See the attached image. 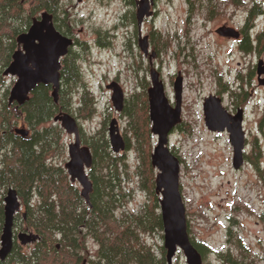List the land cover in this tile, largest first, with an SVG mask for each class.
<instances>
[{"label":"rangeland","instance_id":"374dc122","mask_svg":"<svg viewBox=\"0 0 264 264\" xmlns=\"http://www.w3.org/2000/svg\"><path fill=\"white\" fill-rule=\"evenodd\" d=\"M254 1L263 3L264 8V0ZM254 1L214 0L215 6L209 10V0H197L190 10L187 0H158V15L151 20L145 19L141 27L143 34H149L153 29L160 30L167 40L165 51L158 52L152 66L160 72L167 95L173 102L174 81L179 72L183 76V123L193 130L189 134L175 128L170 133L169 146L181 159V191L187 208L189 233L215 251L203 256V264H230L220 252H231L233 257L242 259L245 264H264V184L260 173L247 159L240 169L234 168V150L229 134L207 128L203 107L204 98L216 94L231 110L236 97H232L226 88H239L241 82L244 83V90L248 92L244 118L246 153L252 151L253 143L258 139L263 150L260 166L264 174V126L260 127L264 113V85L260 84L255 70L259 59H264V47L260 51H241L237 39H222L216 32L222 24H230L236 29L245 28ZM59 5V12L67 10L60 16L64 19L69 15V19H64L65 24L62 20L57 23L64 29L69 28L77 39L73 50L78 54L82 76L96 101V111L90 118L74 111L83 143L82 130L87 135L105 130L109 140V125L113 118L118 120L122 135L130 137L132 133L127 130V112L125 109L117 111L108 85L118 81L126 100L134 101L137 93L144 90L148 93L151 86L149 59L138 43L140 30L136 0H60ZM263 27L264 13L256 18L250 30L252 39ZM7 67L0 63L4 80L0 95L8 89L9 97L17 77L4 75ZM238 71L244 77L250 71L252 74L240 82L236 79ZM220 76L222 83L228 82L229 86L220 85ZM74 90V100L79 101L81 88ZM16 127L31 130L23 118ZM73 141L74 136L65 131L63 145L54 158L56 162L65 165L70 158L68 145ZM153 143L154 146L157 144L156 135ZM119 155L125 156L130 170L129 177L123 182L125 191L130 194L124 198L121 210L136 213L149 199L138 187L137 152L134 148H126ZM76 184L81 189L79 183ZM4 192L6 195L7 191ZM24 208L23 204V211ZM230 217L236 222L233 223ZM229 227H232L231 234ZM17 230L20 231L19 226ZM142 238L162 257L164 231L145 233ZM240 239L247 249L240 247ZM86 245L85 264H90L88 260L97 256L98 244L89 237ZM173 264H187L183 251L177 252Z\"/></svg>","mask_w":264,"mask_h":264},{"label":"trees","instance_id":"16d2710c","mask_svg":"<svg viewBox=\"0 0 264 264\" xmlns=\"http://www.w3.org/2000/svg\"><path fill=\"white\" fill-rule=\"evenodd\" d=\"M187 1L190 10L197 4V0ZM209 1L210 10L215 5L214 0ZM59 3L60 0H0V63L4 67L12 61L17 47L16 37L26 32L33 18L40 17L45 10L53 13L55 25L63 34L72 35L69 28L64 29L57 23L62 20L65 24L64 19H69V15L64 19L60 16L67 10L59 12ZM263 13V3L252 2L243 40V49L247 52L253 49L260 51L264 47V30L253 39L250 34L256 18ZM152 40L157 52L165 51L167 40L160 30H153ZM75 41L77 43V39ZM61 76L58 103L52 96V86L44 84H40L22 106L15 102L9 104L8 89L0 95V236L5 218L4 190L11 186L17 189L25 205L24 212L16 214L14 227L41 235L40 241L27 246L15 241L12 252L5 260H0V264H85L89 237L98 244L97 256L88 260L90 264H167L165 249L162 247V257H159L153 246L142 238L145 233L163 231L156 193L157 171L151 163L154 135L147 91L137 93L135 101L127 99L125 104L129 118L127 130L132 133L130 137H125L126 148H134L137 152L138 187L149 198L138 212H127L121 209L124 198L130 194L123 184L130 175L129 163L125 156L112 151L105 130L91 135L82 130L84 143L92 149L94 160L89 169L93 182L89 204L82 197L80 187L70 181L64 166L54 159L63 145L65 131L53 118L61 111L74 115L76 110L82 117L90 118L96 111L93 91L84 81L78 54L73 48L63 58ZM3 83L0 71V89L4 87ZM219 83L221 86L229 84H223L221 76ZM75 88H81L79 101L74 100ZM231 93L234 95L232 89ZM237 96L243 98L242 94L237 93ZM21 118L31 127L29 136L23 137L14 131ZM263 126L264 113L260 120V127ZM178 128L192 134L193 129L187 123L182 122ZM262 157V146L256 139L246 159L257 168L264 184L260 166ZM119 209L121 214H118ZM230 220L236 222L232 217ZM191 239L202 256L214 251L207 243ZM238 242L241 248L247 249L241 239ZM220 254L227 263L245 264L242 259L233 257L231 252Z\"/></svg>","mask_w":264,"mask_h":264},{"label":"water","instance_id":"95a60500","mask_svg":"<svg viewBox=\"0 0 264 264\" xmlns=\"http://www.w3.org/2000/svg\"><path fill=\"white\" fill-rule=\"evenodd\" d=\"M155 0H137V24L139 26V47L146 56L157 55L150 50L148 35H143L141 27L145 18L152 15V4ZM217 33L229 38H239L241 33L234 27L221 26ZM17 49L12 61L5 69L4 75H12L17 80L8 97L9 104L24 105L30 94L40 85H51L52 96L59 102V91L62 87V59L74 46L73 37L63 34L55 25L53 13L45 10L40 17H34L30 28L16 37ZM151 86L148 88L149 115L151 131L157 136V144L151 154L152 167L157 171L155 183L159 196L160 211L163 220L164 247L167 264H173L174 256L183 251L187 264H203V256L191 240L187 208L181 191V160L169 146L170 133L183 122V76L179 72L174 81L175 103L166 92L161 74L155 66L151 67ZM259 76L264 74V61L258 63ZM260 83L264 85V77ZM108 88L112 90V101L117 111L125 107V92L118 81H112ZM204 117L209 130L227 132L233 146V166L240 169L245 163L247 136L244 129V110L231 113L223 103V99L210 94L204 98ZM61 127L74 136L68 145L69 160L64 168L70 181L78 182L80 193L90 203L93 182L88 170L93 165V151L83 143L78 120L68 112H59L54 117ZM15 133L23 137L29 136L30 129L15 128ZM109 140L114 153L119 154L126 149V140L121 133L118 120L113 118L109 125ZM21 200L16 188L9 187L4 198V224L0 236V260H5L14 248L16 240L22 245L33 244L41 240V235L32 230H21L15 233V216L21 210Z\"/></svg>","mask_w":264,"mask_h":264},{"label":"flooded vegetation","instance_id":"af4514ba","mask_svg":"<svg viewBox=\"0 0 264 264\" xmlns=\"http://www.w3.org/2000/svg\"><path fill=\"white\" fill-rule=\"evenodd\" d=\"M157 2H158V0H155L154 3L152 4L151 10L153 11V13H152L151 16L145 18L146 20H151V19H153L155 16L158 15ZM136 4H137V0H136ZM136 18H137V17H136ZM221 26H230V27H234V26H232V25H230V24H222ZM234 28H235V27H234ZM153 30H154V29H153ZM153 30L151 31V33H149V34L147 33V34H144V35H148V36H149V41H150V44H151V45H150V47H151V51H153V50L156 51V49H155V47H154V45H153V40H152V39H153ZM238 30L240 31L241 35H240L239 38H237L236 42H238V47H239V49H240L241 51H243V50H244V49H243V40H244V38H245L246 29L243 27V28H240V29H238ZM262 30H264V27L262 28ZM262 30H261V31H262ZM216 32H217V31H216ZM139 33H140V32H139ZM220 37H221L222 39H233V38H229V37L222 36V35H220ZM244 51H245V50H244ZM245 52H246V51H245ZM156 53H157V55H158V52H156ZM157 55H156L155 57H153V58H151L150 56H147L148 59H149L150 68H151L152 65H154V59H157ZM261 60L264 61V59L260 58L259 61H261ZM259 61H258V63H259ZM255 70H256V72H257V78H258V80H259V82H260L261 78L264 77V74H262L261 76H259V73H258V64L256 65ZM251 74H252V73H251V71H250V72H249L247 75H245V77H244V75L241 73V71H238V73H237V75H236V79H237V81L239 80V81L241 82V81H244V80L246 79L247 76L250 77ZM260 84H261V83H260ZM227 85L229 86V84H226V85H224V86L227 87ZM226 89H227L228 93H229L232 97H236V100L234 101L231 110H229V108H228V110H229L231 113L235 114V113L238 112L239 109L242 108V109L244 110V115H245L246 105H247L246 97H247V95H248V92H246V91L244 90V83L241 82L239 88H235V87H233V86H230V88L228 87V88H226ZM231 89H232L234 95H232V93H231ZM237 93L240 94V95L242 94V95H243V98H241L242 96H241V97H240V96H237ZM218 96H219V95H218ZM237 97H238V98H237ZM221 98H222V97H221ZM222 99H223V98H222ZM125 101H126V100H125ZM124 109H125V108H124Z\"/></svg>","mask_w":264,"mask_h":264}]
</instances>
